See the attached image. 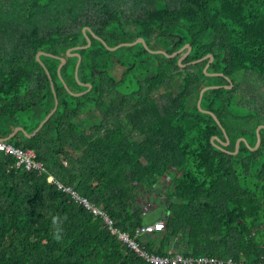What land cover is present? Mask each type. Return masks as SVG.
I'll return each instance as SVG.
<instances>
[{
    "label": "trees",
    "instance_id": "obj_1",
    "mask_svg": "<svg viewBox=\"0 0 264 264\" xmlns=\"http://www.w3.org/2000/svg\"><path fill=\"white\" fill-rule=\"evenodd\" d=\"M208 55L207 72L193 64ZM243 71L264 74V0H0V140L46 167L0 153V264H150L50 174L148 253L264 264V130L250 149L264 108ZM207 86L220 87L199 107ZM160 181L149 218L139 199ZM157 222L164 232L134 236Z\"/></svg>",
    "mask_w": 264,
    "mask_h": 264
},
{
    "label": "built area",
    "instance_id": "obj_2",
    "mask_svg": "<svg viewBox=\"0 0 264 264\" xmlns=\"http://www.w3.org/2000/svg\"><path fill=\"white\" fill-rule=\"evenodd\" d=\"M0 153L14 157L17 161V167H24L27 170L36 171L39 174L46 171L44 163L36 159V155L31 149L24 150L22 148L15 147L5 140H0ZM48 181L56 184L58 189L70 194L76 203L84 206L87 210L98 216L112 235H115L118 239L122 240L127 247L137 252L150 264H238L232 259L223 260L217 257H185L173 250L167 251L164 256L148 253L140 246L137 240L131 239L127 235L113 229L112 222L104 211L95 204L91 203L88 199L79 195L78 192L72 189V187L63 185L62 182L57 180L53 175L49 176ZM162 232H164V224L163 222H157L138 229L135 231L134 236L139 238L142 235H151Z\"/></svg>",
    "mask_w": 264,
    "mask_h": 264
},
{
    "label": "rangeland",
    "instance_id": "obj_3",
    "mask_svg": "<svg viewBox=\"0 0 264 264\" xmlns=\"http://www.w3.org/2000/svg\"><path fill=\"white\" fill-rule=\"evenodd\" d=\"M237 80L239 83L242 82V86L247 89V97H250L253 101H255L256 106L261 105V107L264 108V74L260 76L250 71H243L237 76L236 82ZM235 109L238 110L240 114H245V112H247L246 108L243 107ZM259 117L263 120L258 124L257 129L260 126L264 127V113L260 114ZM261 130H264V128H262ZM167 181L168 180L166 179L165 182ZM163 183L164 181H160L158 185L161 184V186L158 187V190L154 189V191H151L148 194L143 193V195L139 199L140 206L145 207L147 212L146 215L149 216V218H152V215H156V212L160 210V203L164 199V187L162 186ZM158 185L156 184V186ZM161 210V214L163 215L164 207H162ZM173 251L177 252V250L174 249Z\"/></svg>",
    "mask_w": 264,
    "mask_h": 264
},
{
    "label": "water",
    "instance_id": "obj_4",
    "mask_svg": "<svg viewBox=\"0 0 264 264\" xmlns=\"http://www.w3.org/2000/svg\"><path fill=\"white\" fill-rule=\"evenodd\" d=\"M87 30L90 31V29H88V28H85V29L83 30V31H84V34H86V31H87ZM87 41H88V46H87L86 48L90 47V45H91V41H90V39L87 38ZM138 44H142L145 48H147L145 42H144L142 39L138 40L137 42L133 43L132 45H138ZM123 46H131V44L120 45V46H118V47H116V48H113V49H110V50H111V51H114V50H116V49H118V48H120V47H123ZM186 50H187L186 54H185V55L180 59V61H179V64H180L181 66H183V65H182L183 60H184L186 57H188V55L190 54V52H191V48H190L189 45H187L186 47H184V48L179 52V53L181 54V53H184ZM71 52H72V50L68 51V53H67V56H68V57L74 56V55L71 54ZM157 53H162V52H157ZM176 55H178V53L175 54L174 56H176ZM39 56H40V54H38V55L36 56V59H37V60H38ZM76 56H77V55H76ZM174 56H173V57H174ZM207 60H209V64H207V65L205 66V68H204V72H207V69H208L210 63H213V61H214V58H213L212 55H208V56L204 57L202 60H200V61H196V62H194L193 64H197V63L204 62V61H207ZM65 64H66V60L62 59V60H61V65H60V67H59V71H60V69H61ZM79 65H80V58H79V62H78L77 69H76V75H75L77 80H78V67H79ZM210 75H218V74H213V73H212V74H210ZM232 86H233V84H231L230 86H225V88H229V89H230V88H232ZM219 87H220V86H207V87H204V88L201 90V92H200L199 101H198V106H199V107L201 106V101H202L203 95H204V93H205L207 90L212 89V88H219ZM57 106H58V99H57V97H56V103H55L54 108L51 110V112L46 116V118H45L44 120H42V121L39 123V126L37 127V129H36L31 135H28V134H27V135H28V136H33V135L37 132V130L42 126V124H44V122H45L47 119H49V117L54 113V111L57 109ZM206 112L214 116V118H215L216 121L218 122L219 126H220V127L222 128V130H223V133H224V136H225V142H223V141H222L219 137H217V136L212 137V141H213V142L216 140V141L220 144L219 146L217 145V147L223 149V147L229 145V139H227V136L225 135V132H224V129H223L222 123L220 122V120H219V118H218L217 115H215V114H213L212 112H209V111H206ZM262 128H264V127H263V126H260V127L257 129V131H256V134H257V142H256V144H255V147H250V146H249L250 149H251L252 151L257 150V149L260 147V145H261L262 138H261V133H260V131H261ZM19 130H22V129H21V128L16 129V131L14 132V134L11 135L9 139H11V138H12V137H13V136H14ZM242 141L245 142V143L247 142L245 138H239V139L237 140V142H236V147H235V151L233 152V154H236V153L239 152L240 144H241Z\"/></svg>",
    "mask_w": 264,
    "mask_h": 264
},
{
    "label": "clouds",
    "instance_id": "obj_5",
    "mask_svg": "<svg viewBox=\"0 0 264 264\" xmlns=\"http://www.w3.org/2000/svg\"><path fill=\"white\" fill-rule=\"evenodd\" d=\"M58 221H59V217H54L53 218V223L55 225L53 238L55 240H57V241H60L62 239V237H63V228L61 226L62 225V221H60L59 223H58Z\"/></svg>",
    "mask_w": 264,
    "mask_h": 264
},
{
    "label": "crops",
    "instance_id": "obj_6",
    "mask_svg": "<svg viewBox=\"0 0 264 264\" xmlns=\"http://www.w3.org/2000/svg\"><path fill=\"white\" fill-rule=\"evenodd\" d=\"M45 118H46V117H45ZM45 118H44V119H45ZM17 129H18V128H17ZM15 131H16V130H15ZM19 131H20V130H19ZM13 134H14V133H13ZM13 134H12V135H13ZM13 137H14V136H13ZM13 137H12V138H13ZM9 138H10V137H9ZM9 138H8V139H9ZM12 138H11V139H12ZM5 141H7V140H5ZM50 175H52V174H50Z\"/></svg>",
    "mask_w": 264,
    "mask_h": 264
}]
</instances>
